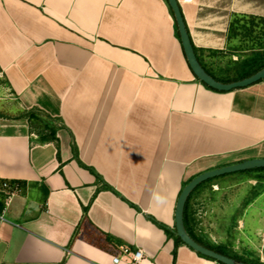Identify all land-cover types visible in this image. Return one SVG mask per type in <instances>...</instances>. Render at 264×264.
Masks as SVG:
<instances>
[{
    "label": "crops",
    "instance_id": "obj_1",
    "mask_svg": "<svg viewBox=\"0 0 264 264\" xmlns=\"http://www.w3.org/2000/svg\"><path fill=\"white\" fill-rule=\"evenodd\" d=\"M177 3L203 67L226 77L207 56L225 50L233 16L264 17V0ZM32 109L54 119L55 139H39ZM255 157L264 78L230 90L200 80L168 0H0V264H112L121 246L143 250L135 264H224L176 238V201L198 173ZM256 169L211 177L212 192ZM5 180L19 184L7 204ZM204 194L190 196L191 233L264 264L260 195L232 245L210 217L228 206Z\"/></svg>",
    "mask_w": 264,
    "mask_h": 264
},
{
    "label": "rangeland",
    "instance_id": "obj_2",
    "mask_svg": "<svg viewBox=\"0 0 264 264\" xmlns=\"http://www.w3.org/2000/svg\"><path fill=\"white\" fill-rule=\"evenodd\" d=\"M239 24L242 26L238 30L236 29L237 31H229L230 35L225 50L213 52L207 56V64H212L216 69H220V72L225 73L226 77L238 75L245 68L243 62L246 58L255 53L264 52V21L255 19L253 27H251L253 30L247 35L245 34V27L252 26L250 19L243 17L240 19ZM243 25H245L244 28ZM234 32L237 33L234 34ZM240 174V177L229 175L228 179L224 180V184L228 185L225 188L227 193L220 194V196H215L212 192L213 186L211 183L215 178L208 179L200 185L205 191L202 200L207 207L211 205L215 207L228 206V212L222 214L223 217L219 211L212 212L210 217L217 221L219 226L220 220L223 221L222 226L227 227L226 233L228 234L223 239L232 245H235L240 237L239 220L243 216L242 205H246L252 201L253 197L260 195L257 203L262 206V209L264 208V169H256L249 173ZM263 216L264 213L261 214L262 219ZM240 240H243L242 236Z\"/></svg>",
    "mask_w": 264,
    "mask_h": 264
},
{
    "label": "water",
    "instance_id": "obj_3",
    "mask_svg": "<svg viewBox=\"0 0 264 264\" xmlns=\"http://www.w3.org/2000/svg\"><path fill=\"white\" fill-rule=\"evenodd\" d=\"M168 2L176 20L181 44L186 59L188 61V64L192 69V71L194 72V74L205 84L217 90H230L236 87L249 85L253 82H256L264 78V66L247 76L234 79L231 81H221L216 79L214 76H212L200 63L195 53L177 0H168ZM254 167H264V157L249 158L233 164H227L217 168L208 169L198 173L197 175L192 177L187 183H185L179 193L175 205L174 232L176 236H178L184 243L192 247L194 250L208 257L216 259L224 264H250L246 261L234 258L232 256H229L227 254H224L222 252H219L213 248L207 247L197 242L188 233L185 227L183 220V210L188 195L200 182L223 173L249 169Z\"/></svg>",
    "mask_w": 264,
    "mask_h": 264
},
{
    "label": "trees",
    "instance_id": "obj_4",
    "mask_svg": "<svg viewBox=\"0 0 264 264\" xmlns=\"http://www.w3.org/2000/svg\"><path fill=\"white\" fill-rule=\"evenodd\" d=\"M243 17H248L250 19V22L252 23L251 24L252 26H250V27H245V25H243V28L245 27V30H246V32H245L246 35L247 34H250L252 32L253 28H251V27H253V21L255 19L264 21V17H257V16L245 15V14L244 15H235L229 21L228 38H229V35H230L229 34V31L230 30L237 31L240 28V26H242L241 24H239V21ZM236 33L237 32H234V34H236ZM191 43H192V41H191ZM192 46H193V48L195 50V53H196V47L194 46L193 43H192ZM200 63L202 64L201 61H200ZM243 64H245V68L243 70H241L238 75H235L234 77H224V78H220V77H217L214 74L210 73L209 71L208 72L212 76H214L216 79L221 80V81H231V80H234V79H238V78L247 76V75H249V74L257 71L258 69H260V68H262L264 66V52L255 53L254 55L246 58L244 60ZM26 115L28 116V119L30 120L31 123L37 124L38 128L40 127V129H38V135H39V139L40 140L45 141V140L55 139L56 138V126L53 123V121H54L53 118H51L50 116L42 113L39 110H35V109L28 110L26 112ZM261 168H264V167H261ZM201 184H202V182H200L197 186H195L194 189H196ZM193 190L188 195V197L186 199V202H185V205H184V210H183V220H184V224H185V227H186L188 233L197 242H199V243H201V244H203L205 246H208V245L202 243L198 238H196L191 233V231L189 229V226H188L189 213H190L189 212V209H190V196H191ZM0 207H1V202H0ZM176 238L177 239H180L178 236ZM208 247H210V246H208ZM215 250H217L219 252H222V253H225V252H223V251H221L220 249H217V248ZM243 261H246V260H243ZM246 262H248L250 264H259V263H256V262H249V261H246Z\"/></svg>",
    "mask_w": 264,
    "mask_h": 264
},
{
    "label": "built area",
    "instance_id": "obj_5",
    "mask_svg": "<svg viewBox=\"0 0 264 264\" xmlns=\"http://www.w3.org/2000/svg\"><path fill=\"white\" fill-rule=\"evenodd\" d=\"M2 188L5 192V203L7 204L10 195L15 191L19 189V184L17 182L10 183L7 180L2 182ZM0 218H3V215L0 214ZM122 254H129L131 258L132 264H135L139 262L144 257V252L142 249L137 248L134 251H129L126 247L121 246ZM122 254H114L112 256V264H116L120 259Z\"/></svg>",
    "mask_w": 264,
    "mask_h": 264
}]
</instances>
